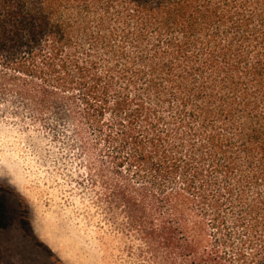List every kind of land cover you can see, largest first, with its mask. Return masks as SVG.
Instances as JSON below:
<instances>
[{
  "label": "trees",
  "instance_id": "16d2710c",
  "mask_svg": "<svg viewBox=\"0 0 264 264\" xmlns=\"http://www.w3.org/2000/svg\"><path fill=\"white\" fill-rule=\"evenodd\" d=\"M6 93L82 108L171 264H264V0H0Z\"/></svg>",
  "mask_w": 264,
  "mask_h": 264
},
{
  "label": "rangeland",
  "instance_id": "374dc122",
  "mask_svg": "<svg viewBox=\"0 0 264 264\" xmlns=\"http://www.w3.org/2000/svg\"><path fill=\"white\" fill-rule=\"evenodd\" d=\"M78 108L68 120L0 94V264H171L114 200L113 149Z\"/></svg>",
  "mask_w": 264,
  "mask_h": 264
}]
</instances>
